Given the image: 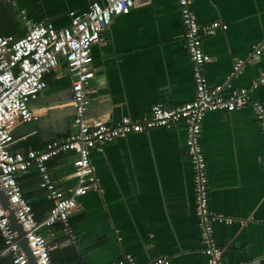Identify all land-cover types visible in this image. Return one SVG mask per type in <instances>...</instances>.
Here are the masks:
<instances>
[{
  "label": "crops",
  "instance_id": "1",
  "mask_svg": "<svg viewBox=\"0 0 264 264\" xmlns=\"http://www.w3.org/2000/svg\"><path fill=\"white\" fill-rule=\"evenodd\" d=\"M90 1L18 0L16 8L10 6L13 21H3L0 28L13 31L18 23L24 31L18 9L33 22L48 20L56 28L65 27L68 12L82 13ZM191 8L199 23L218 20L227 26L202 40L210 56L203 67L208 83L247 88L252 99L264 104V84L251 89L264 70V0H192ZM102 35L104 41L91 47L96 72L91 85L96 91L90 95L88 116L114 123L124 116L138 119L156 102L174 107L193 99L177 0H139L128 15L114 17ZM259 47V58L250 59ZM236 60L246 61L237 74ZM44 79L46 88L29 104L40 118L14 130L12 151L41 148L74 130L72 77L64 61L60 59ZM184 140V124L179 123L118 138L91 153L101 192L89 191L78 199V208L69 216L73 241L56 226L40 229L51 246L52 262L122 264L129 254L136 264L161 256L173 264H207ZM200 142L214 214L213 237L225 249L224 264H264V141L252 109L207 113ZM74 157L64 153L48 162L55 186L64 193L76 184ZM36 171L32 166L18 181L35 217L42 219L52 203Z\"/></svg>",
  "mask_w": 264,
  "mask_h": 264
},
{
  "label": "built area",
  "instance_id": "2",
  "mask_svg": "<svg viewBox=\"0 0 264 264\" xmlns=\"http://www.w3.org/2000/svg\"><path fill=\"white\" fill-rule=\"evenodd\" d=\"M18 0H0L16 8ZM139 0H91L86 11L68 12L69 23L56 28L48 20L33 22L24 9H18L24 32L21 36L0 35V183L24 230L31 254L36 264H53L49 252L51 246L41 228L59 225L68 241L75 239L70 224V214L78 208V199L89 191L101 192L90 154L101 152L114 140L153 128L170 129L184 124V153L190 165L194 192V213L200 230L202 254L207 264H224V247L213 237L214 214L209 209V181L207 164L200 133L204 117L209 112L227 111L250 107L254 114L259 134L264 141V104L251 98L247 88L225 89L210 85L203 67L210 56L202 47V40L227 28L214 20L199 23L191 8L192 0H177L181 19L194 97L181 105L169 107L161 102L151 105L147 114L138 119L128 116L109 123L102 116H88L90 95L95 93L91 85L95 77L92 66L91 47L104 41L103 32L112 19L128 15ZM262 54L256 48L250 59L257 60ZM62 59L72 77L71 99L73 108V132L66 137L45 143L41 148L11 150L13 132L20 124L37 122L40 113L30 109L46 88L44 76L55 69ZM245 60H236L233 73L241 71ZM264 84V70L251 89ZM74 153L75 186L67 193L59 190L52 180L48 162L61 154ZM261 165L264 170V154ZM39 174V186L46 191L52 206L42 221L35 219L29 201L23 196L18 177L31 167ZM50 237L54 232H49ZM0 237L3 247L0 255H9L12 264H28L21 251L16 234L12 230L4 208L0 203ZM122 264H136L133 256L126 254ZM145 264H173L167 256L150 260Z\"/></svg>",
  "mask_w": 264,
  "mask_h": 264
},
{
  "label": "water",
  "instance_id": "3",
  "mask_svg": "<svg viewBox=\"0 0 264 264\" xmlns=\"http://www.w3.org/2000/svg\"><path fill=\"white\" fill-rule=\"evenodd\" d=\"M0 203L6 212L9 224H10L12 230L14 231V233L16 234L17 243H18L21 251L25 255V257L27 258L28 264H36L35 259L32 256L30 248L28 246V242H27V239L25 237L24 230H23V228H22V226H21V224L17 218L15 209L10 204L9 199L6 195V192L1 186V183H0Z\"/></svg>",
  "mask_w": 264,
  "mask_h": 264
},
{
  "label": "trees",
  "instance_id": "4",
  "mask_svg": "<svg viewBox=\"0 0 264 264\" xmlns=\"http://www.w3.org/2000/svg\"><path fill=\"white\" fill-rule=\"evenodd\" d=\"M0 23L2 24L3 21L5 22H8V21H13L11 19V16H13L12 12H11V8L8 4H5V3H0ZM15 22V21H14ZM13 22V23H14ZM9 24V23H8ZM11 25V24H10ZM14 25V30L13 31H9V30H3L2 28H0V35H14V36H21L23 34V30H19V27H18V23H15L13 24ZM60 60V59H59ZM30 170V169H29ZM37 172V171H36ZM38 174V172H37ZM24 196V195H23ZM25 197V196H24ZM26 198V197H25ZM27 199V198H26ZM28 200V199H27ZM29 201V200H28ZM30 203V202H29ZM31 205V204H30ZM32 206V205H31ZM52 206V205H51ZM32 208V207H31ZM51 208V207H50ZM32 211H33V208H32ZM34 213V212H33ZM35 216V214H34ZM45 218V217H44ZM44 218L42 219H37L35 217V219L37 221H42ZM71 224V223H70ZM72 226V225H71ZM58 228V230H60V226L57 225L56 226ZM63 234V233H62ZM3 247V241L0 237V250L2 249ZM49 255H50V252H49ZM51 258V257H50ZM0 264H12V261H11V258L9 255H0ZM54 264V263H53Z\"/></svg>",
  "mask_w": 264,
  "mask_h": 264
}]
</instances>
